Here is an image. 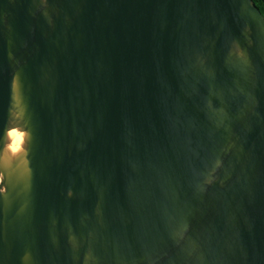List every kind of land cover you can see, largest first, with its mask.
Returning <instances> with one entry per match:
<instances>
[{
    "label": "water",
    "instance_id": "95a60500",
    "mask_svg": "<svg viewBox=\"0 0 264 264\" xmlns=\"http://www.w3.org/2000/svg\"><path fill=\"white\" fill-rule=\"evenodd\" d=\"M0 264H264L253 0H0Z\"/></svg>",
    "mask_w": 264,
    "mask_h": 264
},
{
    "label": "bare ground",
    "instance_id": "6f19581e",
    "mask_svg": "<svg viewBox=\"0 0 264 264\" xmlns=\"http://www.w3.org/2000/svg\"><path fill=\"white\" fill-rule=\"evenodd\" d=\"M25 139V134L14 130L11 131L8 135V146H7V151L12 155L16 156L22 151L23 148V143Z\"/></svg>",
    "mask_w": 264,
    "mask_h": 264
},
{
    "label": "trees",
    "instance_id": "16d2710c",
    "mask_svg": "<svg viewBox=\"0 0 264 264\" xmlns=\"http://www.w3.org/2000/svg\"><path fill=\"white\" fill-rule=\"evenodd\" d=\"M253 2L264 16V0H253Z\"/></svg>",
    "mask_w": 264,
    "mask_h": 264
}]
</instances>
